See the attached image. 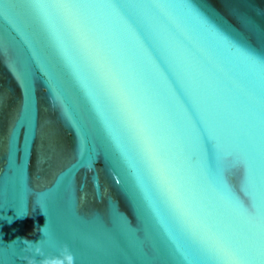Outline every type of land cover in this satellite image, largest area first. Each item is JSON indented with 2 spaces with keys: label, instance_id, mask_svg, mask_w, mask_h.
I'll return each mask as SVG.
<instances>
[{
  "label": "water",
  "instance_id": "obj_1",
  "mask_svg": "<svg viewBox=\"0 0 264 264\" xmlns=\"http://www.w3.org/2000/svg\"><path fill=\"white\" fill-rule=\"evenodd\" d=\"M0 264H264V0H0Z\"/></svg>",
  "mask_w": 264,
  "mask_h": 264
},
{
  "label": "clouds",
  "instance_id": "obj_2",
  "mask_svg": "<svg viewBox=\"0 0 264 264\" xmlns=\"http://www.w3.org/2000/svg\"><path fill=\"white\" fill-rule=\"evenodd\" d=\"M41 232H42V229H41ZM26 243H31V241L27 240V239H23ZM39 242V241H38ZM36 242V243H38Z\"/></svg>",
  "mask_w": 264,
  "mask_h": 264
}]
</instances>
